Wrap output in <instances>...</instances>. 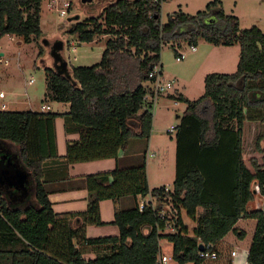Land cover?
Masks as SVG:
<instances>
[{"label": "trees", "instance_id": "obj_1", "mask_svg": "<svg viewBox=\"0 0 264 264\" xmlns=\"http://www.w3.org/2000/svg\"><path fill=\"white\" fill-rule=\"evenodd\" d=\"M163 1L111 0L99 13L72 23L68 33L79 42L107 38L100 61L70 66V78L45 67V97L68 102L67 112L0 110V142L16 146L33 182V202L28 206L0 191V264H157L162 239L171 244L175 264L205 263L198 255L200 244L213 245L218 259L212 262H217L224 253L219 246L223 237L232 232L244 238V231L235 227L241 218L255 220L246 264H264V210L248 207L253 185L264 198V154L261 162L250 159V169L242 146L245 121L264 123V32L255 25L241 29L239 18L224 13L220 0L208 2L195 14L178 9L162 23ZM41 2L0 0V38L14 34L31 42L40 37ZM199 39L213 45L238 43L239 58L233 73L206 74L199 98L171 95L186 104L175 126L172 188H149L143 157L135 166L85 175L86 210L55 213L41 180L43 162L59 158L55 118L63 117L65 130L79 134L77 141L67 142L60 157L65 167L117 160L130 139L150 136L153 115L143 97L149 73L160 64L163 44L180 46L184 41L196 46ZM259 137L256 146L264 152ZM147 194L156 209L149 205L139 210L136 198ZM124 197L134 200L133 207H118ZM104 199L114 204L112 223L119 234L87 237L88 225L104 224L99 213ZM168 203L176 211L177 230L162 234L157 209ZM182 211L194 222L191 234ZM86 252L94 257L85 259Z\"/></svg>", "mask_w": 264, "mask_h": 264}, {"label": "rangeland", "instance_id": "obj_2", "mask_svg": "<svg viewBox=\"0 0 264 264\" xmlns=\"http://www.w3.org/2000/svg\"><path fill=\"white\" fill-rule=\"evenodd\" d=\"M108 1L111 0L86 2L42 0L40 37L31 42H25L21 36L14 34H6L0 38V52L2 53L0 55V92L3 93L0 97V110L40 111L41 104H44L51 107L49 112H55V101L46 99L44 95L46 92L45 67L53 68V60L50 47L44 44L43 40L63 41L62 54L68 63V68L70 66H90L99 62L107 37H98L94 43L78 42L74 35L68 33L73 22H68L67 18L79 14L82 20L88 15L97 14ZM210 1L212 0H164L161 7V22H166L168 14L178 9L184 13L195 14L203 10ZM65 2H68L70 6L67 12L61 15L60 11ZM220 2L224 13L233 14L239 18L241 29L260 25L264 30V3L261 0H220ZM39 51H41L40 55H38ZM180 53H184L185 56L177 61L176 55ZM238 58V43L213 45L204 39L198 40L194 51L188 43L182 41L180 46H172L171 43L163 44L160 52L163 78H174L175 80L173 88L168 92L173 95L175 92H180L189 100L197 99L204 93L206 74L211 72L233 73L236 70ZM221 64L224 67H221ZM2 103L5 104L4 108L1 107ZM185 107V103L173 97L160 96L158 98L153 114L154 124H152L154 133L152 149L156 150L157 154L145 160L152 183L159 177H166L168 180L162 182L172 187L174 173L171 161L175 155V132L169 133L167 130L170 126H176L179 123V118L176 116L181 115ZM258 136H260L259 146L264 149V123L259 120L245 121L242 135L243 156L250 169V159L254 158L257 162H261L264 154L256 146ZM9 154L14 156L12 152ZM253 188L256 190L255 194H258L257 185H253ZM261 203L262 201H259V207H262ZM167 206L170 207L171 204L168 203ZM181 215L191 234L194 226L193 220L183 211ZM167 233L169 232L163 234ZM160 245L163 252H170L171 244L165 239L160 240Z\"/></svg>", "mask_w": 264, "mask_h": 264}, {"label": "crops", "instance_id": "obj_3", "mask_svg": "<svg viewBox=\"0 0 264 264\" xmlns=\"http://www.w3.org/2000/svg\"><path fill=\"white\" fill-rule=\"evenodd\" d=\"M261 1L264 3V0ZM258 27L262 31H264L260 25H258ZM91 42L94 43L95 40ZM221 67H224V65L221 64ZM171 95H173L171 92H167L166 94L161 96L165 98V97H171ZM42 105L44 104H41V106ZM41 106H40V111H42ZM54 108H55L54 109L55 112H59V113L67 112L69 109V103L55 101ZM50 110L51 107L49 106V110H45V111H50ZM177 116L176 118H178ZM152 124H154V115L152 118ZM54 127H55L56 150L59 158L47 159L43 162L44 175L41 180L43 181L44 187L47 190L48 199L55 213H68V212L75 213V212H83L86 210L87 190L85 188V181L82 178L85 175L93 174L97 172L111 171L115 167H119L123 169L131 166H135L140 162V160L143 157L145 158L146 153L154 154L153 156L150 157H155L156 156L155 154H157V151L152 149L154 142V133L151 128V132L148 140H144L140 138L130 139L126 149L124 151H119L117 160L115 158H103V159H96L90 161L75 162L65 167L64 163L62 162L63 160L60 157L63 156L66 152L67 142L77 141L79 138V134L76 131H66L64 118L60 116L55 118ZM174 144H175V152H176L175 140H174ZM0 146L5 148V150H7L8 152H12L14 154V156L11 154H9L8 156L13 159L12 160L13 163L20 164V166L22 165L20 163L17 154V148L14 144L1 141ZM148 158L149 157L145 158V160H147ZM171 163L173 166V173L175 175V155ZM146 175H147V182L149 188L160 187V186L168 187V185H166L167 183H163L164 181L168 180L166 177L165 178L159 177L156 181H154V183L151 182L147 163H146ZM174 175H173V180H174ZM29 182H30L29 183L30 189L27 193V196L24 197V195H21V200L13 199L14 201L12 202L25 206L31 205V203L33 202L32 178H30ZM168 188L171 189L172 187L171 188L168 187ZM12 189H13L12 187L7 188L3 185H0L1 192L5 193L8 190L12 195H16L14 190ZM12 191L14 193H12ZM254 192H256V190ZM257 197L258 199H256ZM254 198L255 199L249 201L248 203L249 209L260 208L264 210V198L260 197L259 194H254ZM141 199L147 200L148 197L138 196L136 198V202L137 203L140 202ZM259 201H262L261 203L262 207H259ZM133 205H134V200L131 197H124L118 202V207L121 209H129L133 207ZM99 213L101 220L103 221L104 224L88 225L85 229L86 236L104 237V236L118 235L119 229L117 225L112 223L114 220L115 207L110 199H104L99 202ZM235 227H237V229L239 230L244 231L245 233L244 238L240 240L236 237V234L229 232L225 237L221 239L219 244V246L222 248L224 252L223 257L219 259L217 262H210V263L206 262L204 264H246L247 248L251 242L252 234L255 227V220L241 218L237 221ZM232 251L236 253L234 255H231ZM83 257L85 259L93 258L94 254H92L91 252H86L83 254Z\"/></svg>", "mask_w": 264, "mask_h": 264}, {"label": "built area", "instance_id": "obj_4", "mask_svg": "<svg viewBox=\"0 0 264 264\" xmlns=\"http://www.w3.org/2000/svg\"><path fill=\"white\" fill-rule=\"evenodd\" d=\"M162 1V0H161ZM70 6L68 2H65L63 4V8H61L60 14L64 15L67 11V8ZM196 49V46H191V50L194 51ZM185 54L180 53L176 55V60L180 61L182 58H184ZM7 62V61H6ZM149 80L146 82V93L144 95V105L150 111L152 114L155 111L156 103L158 101V98L161 95L166 94L169 89L173 88L175 84L174 78L165 79L162 75V69L161 65L158 63L155 66H153L152 71L149 73ZM31 83V81L29 82ZM3 96V93L0 92V97ZM1 107H5V104H1ZM41 110H49V106L42 105ZM167 132H175V126H170L167 130ZM153 153H146L145 158L153 156ZM169 188L165 186V190H168ZM146 197V196H145ZM148 199L143 200L141 199L140 202H138V208L139 210H143L146 206H151L152 209L155 208V202L154 198L151 197L150 194H147ZM171 204V203H169ZM157 214L160 220L163 222L162 228H158V231L160 233H174L177 230V227L175 226V219H176V211L174 207L167 206V204L163 205L162 208L157 209ZM160 242V241H159ZM235 252L232 251L231 255H234ZM199 257L204 261H215L218 259V253L216 249L213 248L212 244H202V249L198 250ZM157 264H175L172 259V250L170 252H163L161 245L159 244V249L157 253Z\"/></svg>", "mask_w": 264, "mask_h": 264}, {"label": "water", "instance_id": "obj_5", "mask_svg": "<svg viewBox=\"0 0 264 264\" xmlns=\"http://www.w3.org/2000/svg\"><path fill=\"white\" fill-rule=\"evenodd\" d=\"M82 2H86L89 0H81ZM80 20V15H71L67 18L68 22H76ZM43 43L49 45L50 47V55L53 60V69L58 74H63L67 78H70L71 75L68 71V63L66 59H64L62 51L64 48L62 40H56L50 42L48 40H43ZM0 55L2 53L0 52ZM178 117V116H177ZM9 156V152L5 150L2 146H0V185L5 187H12L16 192H20L24 197L27 196V193L30 189L29 181L31 176L27 172V170L20 166V164L13 163V159ZM255 191V190H254ZM4 194L9 197H15L16 195H12L9 191H6ZM198 249H202V244L198 246Z\"/></svg>", "mask_w": 264, "mask_h": 264}, {"label": "flooded vegetation", "instance_id": "obj_6", "mask_svg": "<svg viewBox=\"0 0 264 264\" xmlns=\"http://www.w3.org/2000/svg\"><path fill=\"white\" fill-rule=\"evenodd\" d=\"M12 190H14V189H12ZM8 191V190H7ZM10 192V191H9ZM12 199H14V200H16V199H18V200H21V194H20V192H17L16 193V198L15 197H12Z\"/></svg>", "mask_w": 264, "mask_h": 264}]
</instances>
